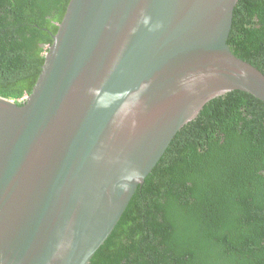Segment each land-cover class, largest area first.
<instances>
[{"label":"water","instance_id":"1","mask_svg":"<svg viewBox=\"0 0 264 264\" xmlns=\"http://www.w3.org/2000/svg\"><path fill=\"white\" fill-rule=\"evenodd\" d=\"M238 1H68L31 92L0 96V264H89L208 102L264 104Z\"/></svg>","mask_w":264,"mask_h":264},{"label":"trees","instance_id":"2","mask_svg":"<svg viewBox=\"0 0 264 264\" xmlns=\"http://www.w3.org/2000/svg\"><path fill=\"white\" fill-rule=\"evenodd\" d=\"M68 1L0 0V96L31 92ZM228 44L264 74V0L238 1ZM89 264H264V104L208 102Z\"/></svg>","mask_w":264,"mask_h":264}]
</instances>
